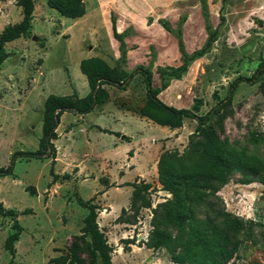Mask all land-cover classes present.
<instances>
[{
  "label": "rangeland",
  "instance_id": "374dc122",
  "mask_svg": "<svg viewBox=\"0 0 264 264\" xmlns=\"http://www.w3.org/2000/svg\"><path fill=\"white\" fill-rule=\"evenodd\" d=\"M46 1L35 0L29 35L6 43L7 56L0 64V166L12 170L0 177V202L16 211L22 227L14 260L54 264L53 258H68L72 243L78 241L79 255L87 262L89 238L81 235L86 209L77 203L80 196L99 207L97 222L113 247L112 264H178L173 256L185 250L195 237L193 230L168 227L171 237L157 249L145 242L152 228V208L170 197L158 182L159 155L164 150L182 154L197 119L184 117L180 127L170 129L118 111V120L93 112L77 119L73 112H65L52 140L56 179L50 173L48 152L39 157L27 152L40 147L47 94L65 95L75 88L80 96L87 93V80L77 62L92 49L110 63L117 62L111 56L115 49L120 55L112 33L114 18L116 31L123 34L125 57L131 49L126 69L137 64L148 67L153 86L160 83L159 66L181 62L178 38L191 53L216 31L204 55L180 79L170 80L158 96L176 108L197 105L198 117L213 111L209 122L221 139L262 157L264 75L256 82L240 81L231 99L225 98L229 84L238 76L249 77L264 59V0H83L85 16L79 18L61 16ZM21 17L15 0L0 2V31ZM117 89L112 90L109 106L137 112L145 99L142 76L136 73L122 96ZM91 122L115 132L90 129ZM131 156L137 162L128 165ZM135 166L141 168L132 170ZM132 183L150 185L142 189L137 210L131 202ZM216 195L242 227L235 237L238 245L225 264H264V184L243 183L241 174L232 172ZM143 200L150 206H142ZM196 212L203 217L201 207ZM12 224V218L0 216V264L10 260L3 241Z\"/></svg>",
  "mask_w": 264,
  "mask_h": 264
},
{
  "label": "trees",
  "instance_id": "16d2710c",
  "mask_svg": "<svg viewBox=\"0 0 264 264\" xmlns=\"http://www.w3.org/2000/svg\"><path fill=\"white\" fill-rule=\"evenodd\" d=\"M34 3L35 0H15L16 6L21 8L22 17L16 23L5 25L0 31V64L7 56L4 49L5 44L29 35ZM46 3L61 16L77 18L85 13L83 0H47ZM222 20L223 16H220V21ZM111 21L113 36L119 42V59L114 65L99 56L80 60L79 69L86 77L89 91L84 96H79L76 92L67 95L50 93L46 96L43 103L40 147L37 151H29L27 154L39 157L48 152L51 157L50 173L53 179H56L57 175L53 172L56 148L52 140L57 138L55 129L59 124L61 114L64 111L78 114L89 112L94 106L108 99L109 94L104 87L105 84L125 88L134 75L139 73L145 85V99L137 110L140 116L170 129L180 127L184 117L197 119L195 129L190 134L188 147L182 154L164 150L159 155L157 160L158 182L161 188L170 194V197L152 208L150 221L152 228L145 245L152 249L161 247L171 237L168 227H174L181 232L193 230L195 237L186 243L184 251L173 256V260L178 264H225L238 245L235 237L241 232L242 227L236 217L225 212L216 193L228 181L232 172H239L243 183L259 181L264 184V151L263 156L260 157L247 152L245 148L232 145L226 138L221 139L217 130L209 122L213 111L205 117H198L194 113L198 110L197 105L193 104L189 109L176 108L166 104L158 96L162 90L167 88L170 80L180 79L187 72L190 64L204 55L215 40L216 31L209 34L202 47L191 53L184 50L178 38L181 62L177 66H159L157 73L160 83L158 86H153L152 72L148 67L138 64L130 71L124 68L126 57L123 34L116 31L115 19L112 18ZM162 25L167 31H171L168 24L163 23ZM261 75H264V59L249 77L238 76L229 84L225 100L231 99L240 81L256 82ZM254 139L257 141L261 138L254 137ZM7 174H12L11 167L0 166V177ZM132 186L134 189L131 202L132 206L136 207L142 189L150 185L149 183L143 185L132 183ZM141 198L143 199L142 196ZM76 200L81 207L86 209L81 235L89 238L87 242L89 259L86 262L79 255V242L74 241L68 258H53L51 261L54 264H112L113 247L107 242L98 225V205L93 203L92 199L84 200L80 196H77ZM141 204L144 207L150 206L148 200H143ZM199 207L203 210L202 218L196 215ZM16 214L13 208L5 207L0 202V216L13 219V224L3 241V248L10 255L8 264H25L14 260L15 242L22 232V227L16 220Z\"/></svg>",
  "mask_w": 264,
  "mask_h": 264
},
{
  "label": "crops",
  "instance_id": "0c3cea01",
  "mask_svg": "<svg viewBox=\"0 0 264 264\" xmlns=\"http://www.w3.org/2000/svg\"><path fill=\"white\" fill-rule=\"evenodd\" d=\"M83 16H85V13L81 16V17H83ZM77 18H79V17H77ZM120 19V22H122L121 21V18H119ZM124 24V23H123ZM119 26H121V25H118L117 24V28H119ZM118 30H120V29H118ZM131 49H127V55H126V62H125V64H124V68L126 69L127 68V63H128V57H129V51H130ZM94 51H93V49H92V53L90 52V54L89 55H87L86 57H84V58H87V57H91V56H99V57H101V58H103V59H105L108 63H110L109 61H108V59L103 55V54H95V53H93ZM118 55H119V50H117V49H115L112 53H111V56H112V59L113 60H118L117 58H118ZM120 56V55H119ZM83 59V58H82ZM81 60V59H80ZM80 60L77 62L78 64H79V62H80ZM111 65H114V64H112V63H110ZM138 65V64H137ZM126 70H128V69H126ZM129 71V70H128ZM83 74V73H82ZM84 75V74H83ZM85 76V75H84ZM86 78V77H85ZM88 84V83H87ZM89 87V86H88ZM104 87L107 89V91H108V94H109V97H108V99L104 102V103H102V104H100V105H96V106H94V108L92 109V110H90L89 112H93V113H95L96 115H98V116H106V117H111L112 119H114V120H118L119 118H117V111L118 112H121L122 114H124V113H127V114H131V115H135V116H140L137 112H130L128 109H122L119 105H115V108L114 109H112L110 106H109V103H110V101H111V97H112V90L114 89V88H118L117 90V92H118V94L120 95V96H122L123 95V93H124V91H126L125 90V88H120V87H117V86H115V85H110V84H105L104 85ZM88 91H89V89H88ZM87 91V92H88ZM73 92H76L77 93V90H76V88L74 89V90H72L71 92H68V93H65V95H67V94H71V93H73ZM50 94V93H49ZM78 94V93H77ZM87 94V93H86ZM85 94V95H86ZM48 95V94H47ZM79 95V94H78ZM80 96V95H79ZM84 96V95H83ZM65 112H72V111H64L63 113L65 114ZM89 112H87V113H89ZM114 112L116 113V115H114ZM62 113V114H63ZM74 113V112H73ZM61 114V115H62ZM78 118L77 119H80V118H84V116L86 115V113H84V114H78V113H74ZM140 117H143V116H140ZM61 116H60V120H59V123H60V121H61ZM143 118H145V120L147 119V120H150V119H148V118H146V117H143ZM76 119V121H78ZM151 121V120H150ZM153 122V121H152ZM59 125V124H58ZM90 126H92L93 128H90ZM58 128V126L56 127V129ZM88 128H90V129H94V130H96V131H98V132H102V131H100L99 130V128L100 129H106V130H109V131H111V132H115V131H113V130H111V129H109V128H107L106 126H103V125H100V124H98L97 122H91L89 125H88ZM56 129H55V131H56ZM56 133H57V131H56ZM139 133V132H138ZM122 134H125L124 132L122 133ZM57 136H58V134H57ZM133 161L135 162H137V160H135V157H133V156H131L129 159H126V163L128 164V165H131V164H133ZM141 167L140 166H135L134 168H132V170H138V169H140Z\"/></svg>",
  "mask_w": 264,
  "mask_h": 264
}]
</instances>
